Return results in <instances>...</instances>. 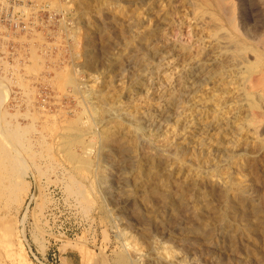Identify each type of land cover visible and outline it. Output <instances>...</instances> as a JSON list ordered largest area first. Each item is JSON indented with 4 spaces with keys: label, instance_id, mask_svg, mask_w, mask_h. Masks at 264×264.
<instances>
[{
    "label": "rangeland",
    "instance_id": "obj_1",
    "mask_svg": "<svg viewBox=\"0 0 264 264\" xmlns=\"http://www.w3.org/2000/svg\"><path fill=\"white\" fill-rule=\"evenodd\" d=\"M263 1L0 0V264H264ZM116 125L162 177L141 196L102 151ZM181 190L212 242L165 208Z\"/></svg>",
    "mask_w": 264,
    "mask_h": 264
},
{
    "label": "bare ground",
    "instance_id": "obj_2",
    "mask_svg": "<svg viewBox=\"0 0 264 264\" xmlns=\"http://www.w3.org/2000/svg\"><path fill=\"white\" fill-rule=\"evenodd\" d=\"M264 2V1H263ZM261 3V2H260ZM258 40L260 41V43L262 44V45H264V35H261L259 38H258ZM212 73V72H211ZM192 102V101H191ZM122 127L121 126H118V125H116L115 127H113V129H111V130H109V131H106L104 134H103V137H102V140H101V143H102V146H103V152H104V155H106V156H110L111 154H113V151L114 150H116V151H118V153L120 154V157H122L121 159H126V163H127V166L125 167L126 169H140V170H138V172L140 173V175L143 177V182H142V184H140V186H137L138 187V189H136V188H134L135 189V191H137L136 193H134L135 195H140L141 196V194H142V191L144 190V188L146 189V185L149 183H151V181H159V179H160V174H159V171L158 170H156L155 169V167L154 168H152L153 167V164H152V167L151 166H148L149 167V169L148 170H143L142 168H140L141 166L137 163V162H133V161H129V160H127V158L131 155V154H133L135 151H136V146H135V141L134 140H132V139H129V140H127V146L125 147V146H123V144L121 143V139H122ZM129 132V131H128ZM127 132V133H128ZM131 133V132H130ZM136 133V132H135ZM126 134V133H125ZM124 134V135H125ZM127 136L126 137H129L128 136V134H126ZM125 137V136H124ZM133 137V136H132ZM135 137H137V136H135ZM125 138H123V140H124ZM100 146V145H99ZM102 158L103 157H101V159H100V161H99V164L97 165V169L99 170V173H100V175H101V181H100V185L101 186H107L108 185V180H109V172H108V168L106 167L107 165L105 164V160H104V162H102ZM117 161H119V160H117ZM115 162V161H114ZM152 162V161H151ZM116 163V162H115ZM155 164V163H154ZM117 165L119 166V164L117 163ZM121 166V165H120ZM140 166V167H139ZM160 166V165H159ZM151 167V168H150ZM125 169V170H126ZM124 170V169H123ZM133 171V170H132ZM143 171V172H142ZM120 173H121V171H120ZM171 174V173H170ZM141 178V177H140ZM162 178V177H161ZM169 178V177H168ZM129 179V178H128ZM142 179V178H141ZM121 180H122V183H126L127 182V180H123L122 178H121ZM138 180V179H137ZM157 183V182H156ZM152 184H153V182H152ZM191 184V183H190ZM136 185H138V183L136 184ZM196 185V184H195ZM199 185V184H198ZM203 185V184H202ZM104 186V187H105ZM118 187V186H117ZM136 187V186H135ZM152 187H154V185L152 186ZM200 187H202V186H200ZM150 188V187H149ZM195 188V187H194ZM148 189V188H147ZM146 189V190H147ZM184 189V188H183ZM152 190V189H151ZM154 190H155V188H154ZM157 190V189H156ZM155 190V191H156ZM165 190V189H164ZM104 191H106V194H109V189L108 188H106L105 187V189H104ZM131 191V190H130ZM160 191V190H159ZM154 192V191H153ZM158 192V191H157ZM141 193V194H140ZM220 193V192H219ZM110 195V194H109ZM121 195V194H120ZM149 194H147V196L145 195V199H147L148 201L149 200H152L151 198H149L150 196H148ZM144 196V195H143ZM187 196H188V192L187 191H185V190H181V193H180V196H179V200L177 201L176 199V202H174V197H171V196H168V197H166L165 198V200H167L166 201V206H165V208L167 209H170L171 211H173L172 213L176 216L175 218H177V217H180V218H182L183 219V221H184V219H185V213L187 212V209L186 208H190L189 207V204H187L185 201L187 200ZM191 196V195H190ZM193 196V195H192ZM189 197V196H188ZM206 196H205V194L204 193H201V191L199 192V193H197V195L194 197V198H192L193 200H191V201H194L195 202V204L197 203V202H201L204 198H205ZM222 198H224V201H225V203H226V205L225 206H227L225 209H223V210H226L227 208V210L226 211H222V212H218L217 211V215L219 216V218H221L223 221H228V224L231 226V227H234V226H236V227H239L240 228V220H242V219H244L247 215H249V212L248 211H246V210H239V209H236V207H234L232 204H230L229 203V200L226 198V196H224V195H222ZM137 200H139L138 198H136ZM146 200V201H147ZM138 202V201H137ZM233 202V201H232ZM192 203V202H191ZM203 203V202H202ZM219 203V202H218ZM224 203V204H225ZM238 203V202H237ZM193 204V203H192ZM120 205V204H119ZM191 205V204H190ZM207 205V204H206ZM238 205H239V203H238ZM241 205V204H240ZM146 206V205H145ZM195 206V205H194ZM139 207V205H138V203H136V208H138ZM167 209V210H168ZM206 210V209H205ZM210 211V210H209ZM258 209L257 208H255V207H252L251 208V211H250V214L253 216V215H255V216H258ZM206 213V212H205ZM216 214H214V215H216ZM205 215V214H204ZM250 215V216H251ZM126 216V215H125ZM192 216V215H191ZM207 216V215H206ZM205 216V217H206ZM213 216V215H212ZM264 216V215H263ZM174 217V216H173ZM189 218V217H188ZM193 218V217H192ZM191 218V219H192ZM216 218V217H215ZM218 218V219H219ZM253 218H255L254 216H253ZM143 219H144V217H143ZM171 219L173 220V218L171 217ZM208 219V218H207ZM217 219V218H216ZM220 219V220H221ZM257 219V218H256ZM181 220V219H180ZM215 220V219H214ZM221 220V221H222ZM213 221V220H212ZM257 221V220H256ZM156 222V221H155ZM185 223V225H188V224H191V228H190V230L188 231V236H189V241H193L196 245H198L201 241H203V240H206V239H211V237L213 236V225L211 226V225H209L208 223H207V220L204 218V217H201L200 216V214L199 215H197L196 217H195V219H193L192 221H190V220H188L187 218L185 219V221H184ZM215 222H217V221H215ZM253 222V221H252ZM146 223H148L147 225L149 226L150 225V221H148V222H146ZM175 222L173 221V225L175 226V225H178V224H174ZM218 223V222H217ZM257 223V222H256ZM226 224V223H225ZM254 224V223H253ZM183 225V224H182ZM223 225H224V223H223ZM262 225V224H261ZM184 226V225H183ZM211 226V227H210ZM222 226V225H221ZM257 226H258V224H257ZM260 226V225H259ZM263 226V225H262ZM170 227H172L173 228V226H170ZM177 227V226H176ZM179 227V226H178ZM177 227V228H178ZM227 227H228V225H227ZM264 227V226H263ZM186 228H188L187 226H186ZM230 228V227H229ZM241 229V228H240ZM239 229V230H240ZM235 230H237V229H235ZM175 231V230H174ZM185 231V233H186V230H184ZM218 231V230H217ZM243 231H245V230H243ZM248 231V230H247ZM147 233H150V232H148V231H146ZM230 232V231H229ZM237 232V231H236ZM239 232V231H238ZM246 232V231H245ZM251 232V231H250ZM227 233V232H226ZM262 233V232H261ZM264 233V232H263ZM177 234V233H176ZM183 234V233H182ZM229 234V233H228ZM147 238L149 237V236H151V235H149V236H147V234H144ZM172 235V234H171ZM234 234H231L230 236H229V242H230V238H231V242L233 243L236 239H234L235 237L233 236ZM180 237V236H179ZM184 238H186L187 239V235H185L184 236ZM261 238V237H260ZM173 239V238H172ZM183 239V238H182ZM219 239V238H218ZM136 240V239H135ZM149 240H150V238H149ZM153 241V240H152ZM213 241V239H211V240H209V243L210 242H212ZM224 241V240H223ZM183 242V241H182ZM219 242V241H218ZM136 243V242H135ZM226 243V242H225ZM128 244V243H127ZM167 245V244H166ZM204 245V247H205V245H207V243H205V244H203ZM230 245H233V244H231L230 243ZM229 247V246H228ZM234 247V246H233ZM232 247V248H233ZM231 248V249H232ZM257 248V247H256ZM166 249V248H165ZM206 249H208V248H206ZM214 249V248H213ZM230 249V250H231ZM253 251H256V249L254 248V250ZM257 251H258V249H257ZM173 254V253H172ZM171 254V255H172ZM162 255V254H161ZM167 255H169V257H170V253L168 252L167 253ZM257 255V254H256ZM201 256V255H200ZM253 256H255L254 254H253ZM163 257H164V255H163ZM218 257V256H217ZM232 257V256H231ZM173 258V257H172ZM263 258H264V256H263ZM262 258V259H263ZM166 259V258H165ZM219 259V258H218ZM184 260V259H183ZM186 260V259H185ZM237 260V259H236ZM264 260V259H263ZM168 261V260H167ZM221 261V260H220ZM140 262V261H139ZM174 263H176V262H171V260H170V262L168 261L166 264H174ZM181 263V262H180ZM230 263V262H229ZM113 264H137V256H134V255H131V254H129V253H127L126 251H122V252H120V253H117V255H115V257L113 258ZM139 264V263H138ZM225 264V263H224ZM228 264V263H227Z\"/></svg>",
    "mask_w": 264,
    "mask_h": 264
}]
</instances>
